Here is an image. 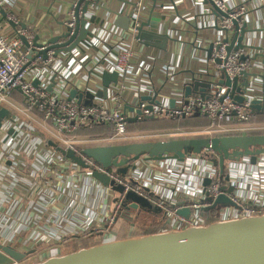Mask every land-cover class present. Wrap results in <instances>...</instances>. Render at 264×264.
<instances>
[{"label": "built area", "instance_id": "2783aa9c", "mask_svg": "<svg viewBox=\"0 0 264 264\" xmlns=\"http://www.w3.org/2000/svg\"><path fill=\"white\" fill-rule=\"evenodd\" d=\"M85 1H89L88 12L82 14L85 2L81 3L79 17L86 21L85 28L89 34L70 52H64L60 46L49 48L48 40L64 33L73 34L76 0L69 9L57 8L51 29L43 24L42 18L28 26L9 11L12 2L0 0V18H4L6 25H15H10V30L0 29V104L7 110L9 105L12 111H8L15 116L13 122L3 120L0 126V248L12 247L26 255L25 259L13 264H37L47 257L62 255L65 244L75 237L100 234V243L112 238L110 227L114 225L116 211L119 212L120 207L113 206L114 192L109 188L103 189L92 178L93 173L109 177L115 186H122L124 190H134L151 200L158 199L157 204L170 217L169 230L206 225L201 208L207 210L212 205L205 202L207 197L203 193L202 182L206 178L211 180L207 188L210 197L214 199L223 193L224 187H231L230 198L239 207V210H220L218 220L264 213V199L257 195L258 191H264V155L255 166L247 161L230 163L223 177L218 172L216 160L207 159L210 155L204 160L190 161L193 166L203 168L199 174L192 172V177L197 176L196 184L202 189L201 194L192 195L194 191L188 186V189L179 190L178 198L167 200L153 193L152 189L157 191V188L151 182L141 183L134 176L140 185L134 189L129 176L123 178L112 169L105 170L85 156L82 153L84 148L78 145L95 142L96 139L64 136L74 133L79 126L98 123L112 129L110 136L98 140L116 142L129 139L126 133L128 122L141 118L126 110L125 106L141 96L155 97L157 103L152 111H148L145 108L147 103L136 101L132 107L140 109L144 115L175 119L194 112L203 115L211 123L208 130L201 131L208 137H212L210 135L214 132L250 129L238 125L216 127L214 124L220 120L234 124L256 120L257 116L250 113V104L253 100L264 104V94L259 88L264 65L255 57L253 45H246L243 38L242 49L230 54L226 50L234 34L232 19L244 15L248 11L245 6L240 4L228 18L218 23L221 31L209 42L197 39L190 43L195 52L187 58L195 61V65L178 72V66L158 52L145 48L137 40V35L142 22H145L140 15L147 11L146 4L150 8L147 19L159 18L160 33L179 40L171 43L184 45L183 37L175 33L174 25L167 22L166 14L176 10L180 0H170V4L166 0H137L129 13L126 7L110 12L111 7L103 8L101 0ZM212 1L222 12H227L225 0ZM5 8L8 11L5 12ZM91 8L101 10V14L92 15L89 13ZM155 9L161 14L155 15ZM115 14L132 17L128 30L113 25ZM68 38L60 39L56 44L61 45ZM225 39L229 42L225 43ZM209 44L213 48L208 60L205 49ZM57 50H60L58 54ZM42 51H46V59L42 58ZM242 57L245 59L241 60ZM217 60L220 64L216 63ZM160 67L166 69L167 74L159 84L155 76ZM163 68L160 72L164 71ZM242 72L251 75L248 78L250 90L242 94L243 101L238 104L227 95V88L220 86L219 81L224 74L233 79ZM105 73H116L118 78L116 83L109 84L107 98L103 99L97 94L104 89L102 76ZM192 73L212 83V90L207 92L208 99L199 95L185 97L183 86L190 81ZM34 82H37L36 86ZM167 82L178 86L171 87L165 94L163 88ZM49 86H52L50 91L47 90ZM72 90L83 95L81 103L69 99ZM14 91L20 94L23 107L11 100L10 95ZM170 100L175 101L173 109L169 106ZM34 112L40 119L35 118ZM67 149L72 150L86 168L66 158L63 152ZM173 168V172H187L191 166L174 165ZM226 176L228 180L224 179ZM157 186L159 191L166 189L160 183ZM81 195L86 197L83 203L77 199ZM179 196L186 197L184 204L195 209L188 219L176 216L175 210L171 209L181 201Z\"/></svg>", "mask_w": 264, "mask_h": 264}, {"label": "water", "instance_id": "95a60500", "mask_svg": "<svg viewBox=\"0 0 264 264\" xmlns=\"http://www.w3.org/2000/svg\"><path fill=\"white\" fill-rule=\"evenodd\" d=\"M82 14L88 12L89 1L76 0L74 6V16L76 28L72 35L64 33L48 40L49 48H62L64 52H70L80 42L85 41L88 31L85 28L86 21L80 19L79 10L81 3ZM203 4L208 5V14L204 17L214 16L215 23L228 18L234 10L222 12L212 0H204ZM152 14V11H151ZM4 16L5 14L2 13ZM114 26L126 31L129 29L132 17L115 14ZM252 19L250 12L238 15L232 19L233 36L227 46V53L235 52L244 47L243 38L245 33H253L250 29L249 21ZM159 18L150 17L142 22L138 29L137 40L146 47L158 48L166 51L168 42L178 43L166 33L159 31ZM12 27L15 25L10 23ZM24 27V24H22ZM208 29L210 27H207ZM214 30L221 31L219 26H214ZM228 32V31H227ZM69 37V38H68ZM61 45L56 44L60 39H67ZM24 44L25 40L22 39ZM228 43V39L224 40ZM185 44L186 42L183 41ZM37 44V43H36ZM256 51V58L261 59L264 65V47L251 46ZM213 45L205 49L206 58L211 57ZM60 50H57L58 54ZM41 56L46 59V51H42ZM242 57L241 60H244ZM217 64L220 61L217 60ZM256 74H252L255 76ZM251 75L242 72L241 75L230 79L224 74L219 81V85L227 88V95L231 99L241 104L242 94L250 90L248 78ZM117 74L105 73L102 76L104 89L97 94V97L106 99L107 88L110 83H116ZM261 88L264 94V71L260 76ZM37 82H34V86ZM212 83L208 79H201L195 74H191L190 81L185 83L184 95L189 97L199 95L203 99H208V91L212 90ZM52 86L47 88L50 91ZM238 94V95H237ZM90 98V95L87 94ZM83 95L75 90L69 92V99H76L81 103ZM136 101L147 103L146 110L152 111L157 104L155 97L141 96L134 98L131 103L125 106L129 112H135L136 116L143 120H157L156 115H144L140 109L132 107ZM88 103V102H87ZM174 100L169 101V106L173 109ZM250 113L259 116L264 115V104L260 100H253L250 104ZM184 117V116H183ZM15 116L8 111L4 105L0 104V126L3 120L13 122ZM82 153L94 160L103 169H112L117 175L123 178L134 172L137 166L149 164L185 165L188 161L197 162L200 158L209 155L216 160L218 172L223 177L230 163L247 161L249 165L255 166L264 155V134L258 135H230L221 137H192L179 138L173 140L142 141L123 145L90 146L85 147ZM66 158L73 163L86 168L82 161L76 157L70 149L64 151ZM92 178L98 182L103 189H111L114 196L121 198L119 211L135 210L137 217L146 215L150 218L170 219L168 213L161 209L157 200H151L134 190H124L122 186L116 187L109 177L93 173ZM228 180L226 176L224 178ZM211 185V180L206 178L202 182L203 193L207 198L205 202L211 203V207L223 210H239V207L231 200L233 189L224 187L223 193L216 198L210 197L207 188ZM144 190V189H143ZM146 191V190H144ZM120 194H119V193ZM116 200V199H115ZM187 204V203H186ZM183 201H178L171 206L175 210V215L183 219H188L195 209L184 206ZM204 211V209L201 208ZM26 258V255L15 251L12 247L0 248V264H13ZM37 264H264V213L250 216H241L230 220H218L201 227H187L181 230H164L138 237L124 239L111 238L106 242L90 246L87 248L76 247L74 251L58 256L45 258Z\"/></svg>", "mask_w": 264, "mask_h": 264}, {"label": "crops", "instance_id": "0c3cea01", "mask_svg": "<svg viewBox=\"0 0 264 264\" xmlns=\"http://www.w3.org/2000/svg\"><path fill=\"white\" fill-rule=\"evenodd\" d=\"M8 1L12 2L10 8L9 6H7V8H9V11L13 12V14H15L18 19L24 20V23H27L28 26L30 24L36 23L39 18H42L43 24L49 29H51L52 23L55 21L54 15L57 11V8L59 6H62L64 10L69 9L75 0H8ZM136 1L137 0H101L100 3L105 9H108V7L110 6L111 7L110 12L117 10V9H121L122 7H126V10L129 13L130 11H133L134 4ZM173 1H176V0H173ZM180 1L181 2L177 3L176 5V10H173L171 13L170 12L166 13L167 22L171 25H174L175 33L177 35L182 36L183 37L182 41H186V43L188 44H184V45L177 44L176 45L171 42H168L167 49L165 52L158 48L144 46L145 48H148L149 50H154L158 52L160 56L164 57L167 61H172L176 66L179 67L180 70L178 72L182 70H187L188 68L194 67L195 65V61L189 59V57L187 58V55L195 52L194 49L192 48V45H189V44L194 43L197 39H203L205 42H209L211 38L214 37L215 34H217L218 32V30H214L213 27L218 26L217 24L219 23V22H217V24L215 23L217 19L214 18V16L204 17V15L207 16L206 14H208L209 6L203 4L202 0H180ZM166 2L168 4L172 3L170 0H166ZM225 3H226V8L228 10H232V9L236 10L240 4L245 6V8L248 10V12H250L251 17H252V19L249 21V27L251 30L252 29L254 30H253V33H245L244 41L246 42V45H249V46L252 44L253 46L260 45L264 47V0H225ZM144 5L147 11H143L142 14L140 15V18L146 20L150 14L149 13L150 8L148 9V5L146 4ZM6 11H8V9L5 8V12ZM97 12L98 14H101V10L94 11L92 8L89 10V13H92V15L99 16ZM105 12L108 13V11H105ZM160 14L161 13L159 10H157L155 13V15H160ZM128 15L126 14L124 16L128 17ZM104 16H106V14H104ZM51 19H53V21H51ZM5 22L6 21L4 20V18L1 17L0 18V29L10 30L12 27L10 25H6ZM207 27H210V28L208 29ZM197 55H199V53H197ZM160 68H163V67H160ZM160 68L157 69V74L155 76L156 81L159 84L163 80V76L167 74L166 69L163 68L164 71L160 72ZM164 83L162 82V84ZM174 86H178V85L167 82V84L164 85L163 92L167 94L168 90ZM186 164L191 166V169L187 172H183V171L180 172L177 170L173 172L172 170H174L173 167L174 165H176L175 163H167L164 165L160 163H156V164H149L147 166L143 164L142 169L147 170L146 182L147 183L151 182V184L155 188H157L158 192L156 191V189L153 188L152 189L153 193L157 197H160L161 195L163 196V199L171 200L172 198L173 199L178 198L179 190L184 189V188L188 189L187 188L188 186H190V188L194 191L192 195H200L202 192V189H200L199 186L196 184L197 176L192 177V172L196 171V174H199L201 171H203V168H201L200 166H193V164L190 161H188ZM153 166H157L158 167L157 169L162 171L163 173H160L159 171L157 172V170L153 169ZM176 171L179 174L176 173ZM133 173L134 172H132L131 175ZM181 176H185L186 179L182 180ZM171 178L173 181H171ZM159 183H160V186L161 185L162 187L167 186L169 188L159 191L158 189L159 185L157 186V184ZM99 195L100 193L98 190V197ZM257 195L260 196L262 199H264V191H258ZM179 198L181 201L187 200L186 197L182 198L179 196ZM77 199L79 202L83 203L86 200V197L84 195H81V196H78ZM113 201H115V199ZM116 201H119V203H121V198L120 197L117 198L116 196ZM116 207H120L118 206V202L115 205V208ZM128 211H130L128 212L130 214L127 213L128 215H126L127 216L126 220L130 221L131 226H129L130 228L125 229V230L133 231V229L135 228H140L141 225H137V224L139 222L145 223L146 219H153L154 223H158L159 225L161 224L162 226L161 229L162 228L168 229V226L170 224L169 219L150 218L146 215H140L137 217L135 210H128ZM119 212L116 211V216L119 215ZM122 212L126 213L127 211H122ZM114 224L117 230L114 231V233L112 232V234H114L115 236L117 234H120V232L125 231L123 230L124 225H121L120 222L117 224L116 223ZM164 230L165 229L161 231H164ZM130 237H138V236H130ZM130 237H126V238H130ZM114 239L116 238L114 237ZM117 239H124V238L117 237Z\"/></svg>", "mask_w": 264, "mask_h": 264}, {"label": "trees", "instance_id": "16d2710c", "mask_svg": "<svg viewBox=\"0 0 264 264\" xmlns=\"http://www.w3.org/2000/svg\"><path fill=\"white\" fill-rule=\"evenodd\" d=\"M10 98L16 100L17 102H22L21 96L18 92L14 91ZM215 126H237L243 128H250L245 131H234V132H214L210 136L221 137V136H230V135H258L264 134V115L257 116L256 120L248 121L241 124H234L232 122H225L224 120H220L214 123ZM211 126L210 121H208L203 115L199 113H192L182 118H171V117H162L157 120H143V119H134L130 120L127 124L126 133L129 136V139L113 142L112 145H123L130 144L142 141H159V140H173L176 138H188V137H208L206 134L201 133V131L205 129H209ZM172 132V133H171ZM112 134V129L109 126L103 124H93V125H82L77 128V130L72 134H64L68 138H78V139H103L104 137H108ZM180 134V135H175ZM161 137L163 135H173L174 137H161V139L154 140V136ZM153 136V137H150ZM181 136V137H180ZM178 138V139H179ZM53 142V141H52ZM56 145L55 143H53ZM103 143H82L78 145V147L85 148L90 146H102ZM210 159H214L210 156ZM215 160V159H214ZM119 212V215L116 217V224L121 223L124 225V229L130 228L126 226V224L130 223V221L126 220L128 212ZM220 210L215 208H208L204 210L203 214L206 218V224L218 221ZM128 213V214H127ZM125 220V221H124ZM125 222V223H124ZM115 225V224H114ZM112 225L110 227L111 232L114 233L116 231V227ZM154 228L145 230L142 228H135L133 231L125 230L117 234L116 236H112V238L117 237H130V236H141L147 235L155 232H159L161 229V225L155 223ZM137 230V231H135ZM101 235L96 234L91 237H75L72 240H67L68 242L65 244V249H62V254H67L75 250L76 247L79 248H87L90 246H94L100 244Z\"/></svg>", "mask_w": 264, "mask_h": 264}, {"label": "rangeland", "instance_id": "374dc122", "mask_svg": "<svg viewBox=\"0 0 264 264\" xmlns=\"http://www.w3.org/2000/svg\"><path fill=\"white\" fill-rule=\"evenodd\" d=\"M12 101H14V103H16V105H18V106H21V107H23L24 105H23V102H17L16 100H13V99H11ZM7 108H8V110H10V111H12V108L9 106V105H7ZM34 114H35V118L36 119H40V117H39V115H38V113L37 112H34ZM172 133V132H171ZM175 135H180V134H175ZM65 136V135H64ZM66 137V136H65ZM150 137H153V136H150ZM161 137H174L173 135H163V136H161ZM161 137H157V135H155L154 136V140H158V139H161ZM181 137V136H180ZM66 138H68V137H66ZM179 138V137H178ZM178 138H176V139H178ZM188 138H192V137H188ZM94 143H103V145L104 146H107V145H112V143L113 142H111V141H107V140H97V141H95ZM64 153V152H63ZM65 155V154H64ZM158 167L157 166H153V169H155V170H157V172L159 171L160 173H163L162 171H160V170H158L157 169ZM199 168V167H198ZM198 168H197V170H198ZM132 173V172H131ZM130 173V174H131ZM134 175H129V179H130V184L133 186V188L134 189H136L137 187H139L140 185H139V182H141V183H143V182H146V179H147V170H144V169H142V167L141 166H137L136 167V169H135V171H134V173H133ZM179 174V173H178ZM181 175V174H180ZM134 176L138 179V181L139 182H137V180H134ZM135 178V179H136ZM181 179L182 180H185L186 179V177L185 176H181ZM166 186V185H165ZM116 187H118V186H116ZM166 188H169V187H167L166 186ZM119 193V192H118ZM120 194V193H119ZM117 195H115V197H116ZM113 206H115L116 205V201H113ZM152 221V222H151ZM144 222H142V223H138L137 225H142ZM155 223H154V220L153 219H146L145 220V223L142 225V228L143 229H145V230H149V229H152V228H154V225ZM158 224V223H157ZM161 225V224H160ZM126 226H131L130 225V223H128V224H126ZM167 230V229H166Z\"/></svg>", "mask_w": 264, "mask_h": 264}, {"label": "flooded vegetation", "instance_id": "af4514ba", "mask_svg": "<svg viewBox=\"0 0 264 264\" xmlns=\"http://www.w3.org/2000/svg\"><path fill=\"white\" fill-rule=\"evenodd\" d=\"M207 159L210 160V157H208Z\"/></svg>", "mask_w": 264, "mask_h": 264}]
</instances>
